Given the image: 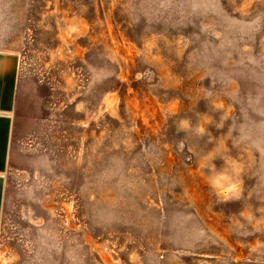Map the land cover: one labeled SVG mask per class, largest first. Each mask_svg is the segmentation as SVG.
I'll return each instance as SVG.
<instances>
[{
	"label": "rangeland",
	"instance_id": "rangeland-1",
	"mask_svg": "<svg viewBox=\"0 0 264 264\" xmlns=\"http://www.w3.org/2000/svg\"><path fill=\"white\" fill-rule=\"evenodd\" d=\"M0 50V264H264V0H0Z\"/></svg>",
	"mask_w": 264,
	"mask_h": 264
},
{
	"label": "crops",
	"instance_id": "crops-1",
	"mask_svg": "<svg viewBox=\"0 0 264 264\" xmlns=\"http://www.w3.org/2000/svg\"><path fill=\"white\" fill-rule=\"evenodd\" d=\"M18 59L14 52L0 50V222L4 202V171L12 131V110L16 98Z\"/></svg>",
	"mask_w": 264,
	"mask_h": 264
}]
</instances>
